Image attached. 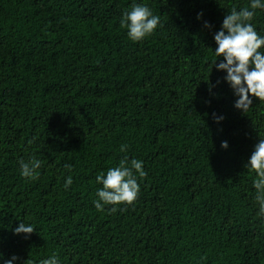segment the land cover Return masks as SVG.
I'll use <instances>...</instances> for the list:
<instances>
[{"label":"trees","instance_id":"trees-1","mask_svg":"<svg viewBox=\"0 0 264 264\" xmlns=\"http://www.w3.org/2000/svg\"><path fill=\"white\" fill-rule=\"evenodd\" d=\"M133 3L160 17L140 42L120 26ZM248 6L0 0V264H264L257 177L244 167L264 138V101L236 109L213 65L224 16ZM253 23L264 35V11ZM125 156L147 172L136 201L97 211L95 177ZM33 157L34 181L19 165ZM21 221L33 233L15 234Z\"/></svg>","mask_w":264,"mask_h":264},{"label":"clouds","instance_id":"clouds-1","mask_svg":"<svg viewBox=\"0 0 264 264\" xmlns=\"http://www.w3.org/2000/svg\"><path fill=\"white\" fill-rule=\"evenodd\" d=\"M256 10L264 11V0H249V6L237 10L233 7L224 16L220 30L215 32L213 39L216 44L214 54L222 60L213 63L217 71L226 73L224 81L233 90L236 97L234 107L246 111L251 107L256 98L264 101V35H261L253 23ZM201 14H198L201 16ZM160 25V17L153 14V11L146 3H133L131 10L123 13L120 19V26L127 30L128 38L133 42H140L151 36ZM205 28L211 25L205 21ZM212 65V67H213ZM211 67V69H212ZM215 122L220 123L224 117L215 114ZM222 149H228V142H221ZM121 152L127 151V145H121ZM20 174L27 180H36L39 177V169L42 162L39 159L31 158L28 161H19ZM69 171L70 165L65 166ZM245 168L255 171L256 179L254 187L257 190L256 201L260 206V214L264 216V138L259 142L249 156ZM147 176L144 170L143 161L132 159L129 162L127 156L119 163L107 169L106 173L101 172L95 177L97 184L102 185L97 192V199L93 206L97 211H105V206L111 205L108 211L115 213L121 204L130 205L136 201L140 184L138 179ZM73 183L72 177L68 176L64 182L67 190ZM35 228L31 223L20 222L14 229L15 234H31ZM16 256L5 261V264H14ZM40 264H60L56 254L41 260Z\"/></svg>","mask_w":264,"mask_h":264}]
</instances>
